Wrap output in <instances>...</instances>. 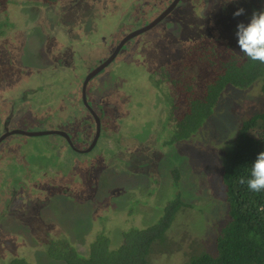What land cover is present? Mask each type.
Masks as SVG:
<instances>
[{"label": "rangeland", "instance_id": "1", "mask_svg": "<svg viewBox=\"0 0 264 264\" xmlns=\"http://www.w3.org/2000/svg\"><path fill=\"white\" fill-rule=\"evenodd\" d=\"M84 1L86 5L85 8H87L89 0ZM238 1L239 3L241 2L238 10L241 8L244 9V12L241 14L242 19H244V16L248 17V19L241 20V17L238 16L237 21H235L226 18V15L223 13L220 14L219 16L224 17L218 19L220 25L218 28L213 29L211 35L215 34L214 31L218 29L223 31L224 37L220 34H218V36L217 34L213 35L220 38L221 42L219 43L213 41V36L207 35L204 37L206 43L211 48L206 49L207 51L202 55L204 62L201 63V65L199 62L201 53L191 51L189 50L190 48L186 49V47H184L186 49L184 54L180 49L181 54L184 55L183 59H176L177 55L179 58L180 55L176 54L177 52L174 53L175 49H170L169 54H171L174 59L170 61V63L163 64L164 59L156 55L158 53L157 49H155V43L147 51V54L146 51L144 53L147 57L144 58L142 65L146 66L147 63H149V66L144 68L146 73H151L153 76L160 79L163 78L166 81V77H163L164 70L169 68L167 66H171L174 69L171 84L173 88L178 90L180 96L183 97L184 93L188 95L191 91L188 85L189 82L186 81L189 80L190 76L194 77L196 82H198V98L202 97L204 93V84L202 81L207 80L206 63L213 61L215 57L219 59L222 54H225L224 58L233 54V52H231V50H233V43L231 41L237 42L239 49L238 53L241 54L238 37L236 35L238 25L240 23L247 25L253 13H256L257 10L258 12H264V0ZM127 2H129V0H127ZM132 2L133 3L127 5L126 8L131 9V12L135 14L137 10L141 11V9L145 8L149 0H139V3L135 1ZM221 2L222 0L217 1L218 9L222 6ZM224 2L223 12H230V4H234V1L225 0ZM207 3L209 4L208 7ZM207 3L205 4L204 2L203 8L207 7L204 12L206 11L208 14H213V7H210V2ZM242 4L245 5L242 6ZM253 4L255 5L253 6ZM37 5L38 3L33 0H27L25 4L22 3L21 0H0V21L4 19L6 23H8V21L10 22V24H4L0 27V30L7 28L3 34L0 32V104H2L0 106V117L12 108V103L14 101L11 100L4 104L3 102L8 96H13L16 90L15 83L12 81L8 83L2 81L3 75L8 72L9 68L1 64V59L13 57V55L9 56L6 51L7 49H5V46H9L7 40L12 39L18 32L23 33L21 35L20 53L16 56L14 55V59H16L18 66H24L26 63L29 67H37L47 61L43 53L45 47L44 27L43 24L39 22L42 19H46V14L42 13L35 17L38 11ZM211 5L216 6L213 0ZM253 9L254 11H252ZM238 10L235 9V6L231 7V12L233 14ZM24 11H28L31 16H25ZM110 11V14L106 17L98 18L97 23L101 24L98 26L102 28L99 33H97V35L93 33V35L83 41L87 42L98 36H104L106 32L112 31L114 25V31L121 28L118 26L117 22L122 21L124 23L125 16L118 15V8H111ZM48 13L49 15L55 16L56 10L50 9ZM57 17L58 16H55V18L52 19L50 16L48 18L50 21H56ZM77 18H80L78 9L73 13L70 11V6L63 7V22L73 23ZM95 26L93 22H82L81 30L84 33H88L95 29ZM58 33L60 32L57 29V33L54 36ZM49 34L50 31H48V35ZM228 34L232 35L231 39L230 37L227 38ZM66 36L67 41L72 42L67 46L68 52H71V50L75 51V49L77 50L81 47L80 43L83 41L76 39L75 45L73 38L67 34ZM53 37L52 41L54 40ZM98 41L100 42V40ZM191 44L192 43H190V45ZM95 48L97 47L95 46ZM238 49L236 48V50ZM130 50L131 48L127 50L126 60H122L121 65L116 67L115 70H113V68L110 70L107 69L102 75L97 76L93 81L91 80L92 83H90V86L94 83V92L100 90L96 88V83L101 84V86L104 84V88H110L111 84L117 85L122 81H124V83L131 81V71L141 69L142 67L138 66L139 64L136 65L129 61L130 58L132 61L134 55L137 53V51L133 52L129 57ZM236 50L234 52L237 53ZM84 51H86V49H84ZM161 51H163L166 57V50ZM79 52L80 51L76 52L73 60H71V57H61L60 55L58 59L61 66L58 69H52L50 67L45 70L43 67L39 69L41 70V74L38 76L39 82L40 85L44 87V91H42L37 99L44 103L43 108H45V117L53 129L54 127H62V124L65 123L70 116L71 118L75 116L77 114L76 109L85 108V105L81 101V86L85 73H87L86 70H89L92 65H94V58L104 57V54L101 55L99 52L92 51V49H90L88 53L82 55ZM94 52V57L90 63L89 57ZM166 59H169V57ZM190 60H194V62ZM188 61L191 62L190 66L187 64ZM144 62L146 63L144 64ZM138 63H140V61ZM203 65L204 67L201 68ZM153 68L158 69L152 70ZM115 71H117V74ZM156 77H150L149 75L147 79L143 78L141 82L137 83L140 91L139 93H135L133 98L135 101H140L141 104L138 109L133 110L130 116L124 115L120 118L121 120L119 122H122L123 125L117 129L115 124L110 123V127L107 129L111 134V144H109V140L105 133V126H103L97 146L89 150L88 154L82 157L76 155L70 156V163L73 164V167H76V165L80 163L81 166H85L86 162L93 164V159L91 157H89L86 162H83L86 156H97L100 149L105 148L103 155L106 161L108 160L109 162V165L107 164L109 168L107 167L102 171L103 182L99 181V184H96L95 191L90 188H83L79 193L77 192L81 195L78 200L53 198L51 204L48 206L50 211L48 222L54 223V226H52L53 231H61L63 227L68 225L66 221L76 223V228L83 229L86 224H90L94 219L93 230L95 233L93 230L91 231L92 236H90V240L95 238L96 233L103 231L108 226V222L117 223L122 229L118 232H110V237L112 243L118 246L123 244L121 243L123 225L126 223L130 224L129 220H134L133 223L135 225L141 224V221L149 224L157 222L163 214L164 208L169 203L180 198L181 200H179V202L183 201L188 204V206L181 208L177 212L173 226L167 233L165 241H162V243H155L147 259L148 264H185L193 255L203 252L214 254L216 251V238L220 233L221 227L228 221L227 197L225 195V186L221 179L224 154L228 150V145L233 141L232 139L236 134V130L244 119L248 116L250 117L253 112H257L264 108V93L262 91L264 81L260 79L254 86L248 87V89L230 86L224 89L214 114L205 122L203 127L189 139L177 141L174 140L176 131H173L172 123L176 122L175 124H177L178 120L174 122L171 120L168 121L167 119L170 113L166 114L164 119H162V116H159V120L157 119V121L155 120L153 122L143 118H148L150 116L156 98L151 91H145V86H140V84L147 81V85H153L152 82L156 81ZM177 83L179 85H177ZM182 83L186 85H182ZM127 86L130 87V84H127ZM129 96L132 97L131 94H129ZM97 97H99V95H97ZM175 102L184 105L179 99H176ZM256 103L258 105H256ZM184 107L185 106H181L182 109ZM187 109L188 108L184 109L179 116L185 113ZM50 110L55 111L47 114ZM115 110V107H113L109 115L114 116L115 114H119ZM65 111L69 114L67 117H64ZM89 120L91 125L93 124L92 126H94L95 121L92 119L91 114H89ZM85 123H87L86 120ZM85 123L83 121L81 127L85 125ZM64 125L69 124L65 123ZM166 126H169L170 130H168ZM25 128L37 129L39 127L37 125H32ZM78 133H81V130L77 132V134ZM159 137H170L171 142H168L167 145V143H165L167 139H163V145L159 144L157 147H153L150 139L154 138L158 141ZM53 140H56V138L47 137L46 135L26 137L12 136L10 141L14 142L13 149L16 150H12L11 159H9L5 165H7L6 168L10 166L14 174L8 179L15 180L18 176L16 173L19 172V179L31 181L35 177V167L41 170L37 173L46 174L48 173L46 168L49 166L54 170L52 176L56 177L55 172L58 170V166L55 163L59 162V160L67 161L69 156L67 152L61 150L62 145H50L53 144ZM115 146L118 149L117 151H115ZM53 147H56L62 156H60V154L58 155L57 152L52 149ZM129 148H132V156L129 158L132 161H135L137 157L136 152L139 150L148 154L145 160L146 165L142 167L147 168L148 171H141V173L135 174L133 167L126 164L128 158L127 150ZM51 149L53 150V157L47 159L45 153ZM109 149L110 151H115L114 155L111 156L109 153L106 154V151ZM0 151H2V148ZM37 159H40V163L45 166H37L36 163H34ZM49 163L52 165H48ZM175 174H178L177 181L174 180ZM38 178L40 177L38 176ZM82 178L79 185H84L86 183L87 178ZM147 178L156 179L158 182H152L151 185H148L149 180ZM116 183L119 184L116 185V187L120 188L118 194L116 197L109 200V197L112 196V192L109 191L114 188ZM143 185L151 187L150 190L146 191V187H142ZM113 192L116 193L117 190L115 189ZM163 194L164 197L161 201H167L164 205L159 206V204H156L154 206L155 209H151L148 206V211L151 209L149 213L147 210H144L145 206L143 210L139 207L140 210L145 212L143 216L142 214L137 215L136 213L134 218L133 216H128V206L135 204L136 201L146 205L148 203H145L143 198L153 202L152 197H160ZM108 201L113 204V211L108 209ZM95 205H97V208H95ZM120 205H126L127 208L121 209ZM114 208L117 210L114 211ZM171 209H174V206L169 210ZM67 228L70 232H73L71 225H68ZM66 233V231H63L60 235L65 237ZM40 237V240H37L35 236H31L27 238V241L24 243L19 237L17 238L13 234H8L4 240L6 243L0 248V264H7V262H10V260L16 256L24 257L32 264H53V260H50L46 252L43 251H46L48 244L45 243L42 236ZM87 246H89V241L85 244V247ZM39 248L40 250L43 249L41 251H43L44 254H38Z\"/></svg>", "mask_w": 264, "mask_h": 264}, {"label": "flooded vegetation", "instance_id": "2", "mask_svg": "<svg viewBox=\"0 0 264 264\" xmlns=\"http://www.w3.org/2000/svg\"><path fill=\"white\" fill-rule=\"evenodd\" d=\"M27 0H21L22 3L25 4ZM38 3L37 5V15H40L41 13L46 14V19H42L41 22L44 27V34H45V52L44 57L48 58L50 63L48 64L50 68L57 69L61 66L59 63L60 57L56 58L54 54V47L58 46L59 53L62 56L71 57V60H73L74 55L77 51H80L79 53L85 54L92 49V51H96L97 53L103 55V59L108 57L111 53L115 51V49L118 47L120 41L129 33L135 32L140 29H145L144 31L140 32L139 34L133 36L130 40L126 41L118 50L116 53V56L113 58V62H111L108 66L110 70L113 68V70L116 69L119 65H121L122 60H126L127 56V50L131 48L130 55L133 52H136V55H134V59L130 58V62L135 63L138 66H141V69L131 71L130 82H119L117 85H110V88H104V84L96 83V88L100 89L97 92V95H99L98 98L103 99V109H97L98 114V120L100 121V131L99 135L97 132V126H96V120L94 126L91 125V122L89 120V114H91L89 108L87 107L83 111V115L76 114L65 122L69 125L62 124V127H51L49 121L46 119L45 115V108L44 103L42 102V105L37 102H33L36 100L39 95L44 91V88L40 85L39 82V75L41 74V70H39L41 67H29L24 64V66H18L16 65L18 69V73L16 72V76L18 81L15 83L16 90L15 94L13 96H8L5 99V103L8 101H14L12 103V108L14 109V112L10 113L6 119H3V116L0 117V137L3 135L6 128L15 127L17 130L22 131H45L48 130L51 133L46 134L47 137H54L56 140H53V144L50 145H62L61 150L67 152V155L69 156V159L67 161H61L55 163L58 166V170L55 172L56 177L52 176L54 174V170L49 166L46 168L48 170V173L46 174H39L38 171H41L38 167H35V177L31 181L28 180H22L19 179V172L17 178L15 180L8 179L13 173V169L10 170L9 173L5 170V163L11 159L12 156V150L15 151L14 148V142L10 141V138H7L4 143L3 141L0 142V150L2 148V151H0V248L4 246L6 243L5 238L8 234H13L15 237H19L20 240H22L24 243L27 241V238L31 236H35L37 240H40V236L45 240V243L48 244L46 251L47 256L50 258V260H53V264H66V260L64 259H57L51 256L48 253V250L51 245H53L52 240L54 242L61 241V240H67L69 243V249L74 250L77 254L80 255H88L90 254V246L92 242L98 238V236L102 235L105 236L108 240V243L112 247H117L114 243H112V239L110 237V232H118L122 228L118 226L117 223H109L108 226L103 230L95 234V238H92L90 240V236H92V230H93V221L90 224H86L83 229H78L75 227L76 223H70L69 221H66L68 225L72 226L73 232H70L68 230V225L66 227H63L61 231H53L52 226H54V223L48 222L49 220V214L50 211L48 209L49 204H51V201L53 198H66L68 200H78V198L81 196L78 193L84 189H92L95 191L96 183L99 184V181L103 182L102 177V171H104L108 165V160L106 161L105 156L103 155V152L105 151V148L100 149V152L97 156H89L93 159V164L87 163L85 166H80V164L76 165V167H73V164L70 163V156L72 155H78V157H82L85 154H88L89 148L91 145V149H93L95 146L98 145L99 139L101 137V129L103 126H105V133L106 137L109 140V144L111 141V134L110 131L107 129L110 127V123L115 124V127L119 129L123 123L119 122L122 116L127 115L130 116L133 113L134 109H138L140 106V101H135L133 98V95L135 93H139V87L137 86V83L141 82L143 78L147 79V76L150 75V77H156L153 76L151 73L147 74L145 69L146 66H149V63H147L146 66H143L142 63L144 61V58L147 56L144 54L146 51L150 49V47L156 43L155 49H157L156 55H159V57L164 59V63H170L174 59L171 54H169L170 49H175L174 53L179 54L180 58L176 57V59H183L184 58V51L188 48L191 51H195L197 53H201L199 56V62H204V58L202 55L207 51L206 49L211 48L205 40V36L210 35H216L220 34L224 37L223 31L221 30H215V34L211 35V32L213 29L218 28L220 25V22L218 19H221L224 16H219L220 14L226 15L225 17L231 20L237 21L238 16L234 15L231 12V7L235 6V9L238 10L239 7V1L233 0L234 4H230V12L227 13L223 12V6L225 5V0H222L221 4L222 6L219 7L217 5L218 0H213L216 6H212L211 2L212 0H180L179 3H177L173 8L170 9V11L162 18H160L154 25L148 27L147 24L154 22L170 5L174 2V0H149L146 7L141 9V11L135 12L133 14L131 12V9L126 8L127 5H130L133 3L132 1L138 2L139 0H132L127 2V0H89V4H87V8H85V1L84 0H33ZM230 1V0H228ZM207 2H210V7H213L214 12L213 14H208L204 10L209 6L207 3V7L203 8ZM230 3V2H228ZM116 4V6H115ZM245 4H242L244 6ZM70 11L75 13L76 9L80 12V18H77L73 23H66L62 21V12L63 7H69ZM124 7V8H123ZM111 8H118L119 14L125 16L124 23L122 21H118V26L121 28L119 30L114 31L112 28V31L106 32L104 36H98L90 41H83L86 40L89 36L93 35V33H99V31L102 29L98 25H101L100 23H97V20L99 17H106L108 14H110ZM203 8V9H202ZM54 9L56 10V15L58 16L56 21H50L48 17L51 16L52 19L55 18L54 15H49L48 10ZM59 9V10H58ZM147 11V12H146ZM254 11V9L252 10ZM206 14V15H205ZM24 15H30L28 11H24ZM31 16V15H30ZM234 18H233V17ZM241 17V15H239ZM200 20H199V19ZM244 19H248V17L244 16ZM241 17V20H244ZM231 22L230 20H228ZM82 22H93L96 26L95 29L89 31L88 33H84L81 30ZM116 22V21H114ZM233 23V22H232ZM57 29L60 33H58V37L55 38L52 41V37L57 33ZM48 31H50V34L48 35ZM128 31V33H127ZM69 34H68V33ZM22 33V32H21ZM67 35H70L73 38V42L76 45V39H79L83 42L80 43L81 47H79L77 50H71V52H68L67 46L69 43L67 41ZM56 35V36H57ZM228 34L227 38H232V35ZM55 37V36H54ZM53 37V38H54ZM15 40L18 38V33L14 36ZM213 41L216 43L221 42L220 38H217L213 36ZM56 40H58V43H56ZM100 40V42L98 41ZM102 41V42H101ZM233 43L231 52L235 54H239L238 60L240 63L247 60V57L244 56V54L241 52L238 53V45L237 42L231 41ZM190 43H192L190 45ZM95 46L97 48H95ZM177 46V47H176ZM181 47V48H178ZM186 47V49L184 48ZM236 48L238 50H236ZM86 49V51H84ZM183 51V54H181V51ZM161 50H166V57ZM237 51L234 52V51ZM161 51V52H160ZM104 52V53H103ZM160 52V53H159ZM95 52L90 55V63L91 60L94 57ZM225 54L220 55L219 59L214 58V60L218 61L221 60V58H224ZM169 57V59H166ZM175 59V60H176ZM119 60V61H118ZM94 68H97L98 64H100L101 58H94ZM117 61V62H116ZM140 61V63H138ZM191 62H194V60H190ZM188 61V65H191V62ZM115 62V63H114ZM47 61L45 62V64ZM146 62H144L145 64ZM48 65H43V69H48ZM89 66V64H88ZM93 66V65H92ZM107 66V67H108ZM169 68H166L164 70L163 77H166V81L163 78H155V82H152L153 85H147V81L144 83H141L140 86H145V91L149 92L151 91L152 94L155 96L156 101L153 103V110L148 118L143 117L144 119H148L150 122L157 121L159 116L164 117L166 114L170 113L168 121L171 120L172 122L176 120H180L182 116L185 115V113L190 108V100L193 98L197 91L198 82L194 79V77H190L188 85L191 88V91L188 95L184 93L183 97L180 96V93H178V90L172 87L171 80L173 79L174 69L171 66H167ZM201 66V68H203ZM93 68V67H92ZM158 68H153L152 70H157ZM216 69V68H214ZM150 71V70H149ZM117 74V71H115ZM151 72V71H150ZM147 74V75H146ZM194 74V73H193ZM208 79V78H207ZM9 80H11V77L9 75ZM136 81V82H134ZM124 83V85H123ZM202 83L205 85L209 84L207 83V80H203ZM127 84H130V87L127 86ZM177 85H179L177 83ZM182 85H186L185 83H182ZM104 88V89H103ZM178 93V94H177ZM129 94L132 95V97L129 96ZM61 98V97H60ZM106 98L107 100H104ZM176 99H179V101H182L184 105H180L178 102H175ZM93 102L97 101L94 97L91 99ZM4 104V103H3ZM2 104H0L1 106ZM43 106V107H41ZM181 106H185L183 109ZM113 107H115V111L119 114H115L114 116H110V112L112 111ZM187 109L185 113H183L181 116H179L184 109ZM37 109H39L37 111ZM102 110V111H101ZM32 111V114H38V116H32L30 118H27L29 113ZM55 110L48 111L47 114L52 113ZM8 111L4 113L3 115H7ZM69 114L68 112H64V117H67ZM92 118H93V114ZM140 117V116H139ZM138 117V118H139ZM87 119L86 125L89 130H92V137L91 140L83 142V139L86 138V136H83L81 139V133H78L85 125H82L80 127L79 125L83 123V121ZM159 120V119H158ZM176 123V122H175ZM172 123L173 125V131L176 127V124ZM160 124V123H159ZM37 125L39 128L37 129H28L25 128L27 126ZM167 127V126H166ZM9 129V131H12V129ZM14 129V130H15ZM168 130H170V127H167ZM177 129V128H175ZM18 136H25V134H14ZM29 136V135H28ZM45 136V135H41ZM26 137V136H25ZM173 137V135H172ZM163 139L165 140V143H168L171 141L170 137L163 138L159 137L158 141L154 138H151L150 141L153 144V147H157L159 144L163 145ZM83 142V143H82ZM168 145V144H167ZM4 146H7L11 149H7ZM116 147V146H115ZM110 148V147H109ZM57 154L60 156L61 153L59 150L56 149V147L52 148ZM48 150L45 153V156L47 159H51L53 157V150ZM90 149V150H91ZM116 149V148H115ZM60 150V151H61ZM59 152V153H58ZM128 158L126 160V164L128 166L133 167V170L135 171V174L141 173V171H148L147 168H142L143 165H146L145 160L147 159L148 154H146L143 151H137L136 152V158L135 161H132L130 156H132V148H129L127 150ZM114 155V151H106V154ZM59 156V157H60ZM123 156V155H122ZM88 156L85 157L83 162H85L88 158ZM5 159V160H4ZM140 160V161H139ZM37 166L44 167V164L40 163V159H37L34 161ZM70 163V164H67ZM31 164V163H30ZM29 164V165H30ZM108 164V165H107ZM48 165H52L49 163ZM99 165H106V167H102ZM95 166H97L100 170L97 172L91 171L90 169H93ZM102 167V168H101ZM109 168V167H108ZM51 175V176H50ZM38 176L40 178H38ZM82 177H86V183L84 185H79V182H81ZM157 177V176H156ZM38 178V179H37ZM144 179V178H142ZM148 179V178H147ZM148 185H151L152 182L155 183L154 179L149 178ZM115 184L113 189H110L109 192H112V196L109 197V200L113 199L117 196L118 191L120 188H117ZM148 185H143L142 187H146V191L150 190L151 187ZM117 190L116 193H114V190ZM78 192V193H77ZM94 193V192H93ZM164 197V194L160 197H152V201L145 200L143 198L144 202H147L148 206H154L156 204H159V206L164 205L167 201L161 199ZM124 198V197H123ZM143 205L136 201L134 204V207H136V214L142 216L145 214L144 211L140 210V208ZM140 207V208H139ZM95 208H97V205H95ZM121 209L127 208L126 205H120ZM108 209H113V204L108 201ZM117 209L114 208V211ZM113 211V210H112ZM107 215V214H106ZM105 215V216H106ZM143 220V219H141ZM144 223V221H142ZM63 231H66V236L63 237L60 235ZM94 232V230H93ZM95 233V232H94ZM123 234L121 235V242H123ZM89 241V246L85 247V244ZM54 246V245H53ZM40 248L38 249V254H44L43 251H41ZM63 250V249H62ZM21 256H16L14 258H18ZM13 258V259H14ZM24 258V257H22ZM10 262H7V264Z\"/></svg>", "mask_w": 264, "mask_h": 264}, {"label": "trees", "instance_id": "3", "mask_svg": "<svg viewBox=\"0 0 264 264\" xmlns=\"http://www.w3.org/2000/svg\"><path fill=\"white\" fill-rule=\"evenodd\" d=\"M4 24H10V22L6 23L3 19L0 21V27ZM6 30L7 28H4L0 32L3 34ZM22 34L18 32L17 40L14 36L12 39L7 40L9 46H5L6 51L9 56L13 55V57L1 59V64L9 68L8 77L10 75L13 83L18 81L16 72L18 73L19 68L16 66L17 62L14 55L20 53ZM238 56L239 54L233 53L227 58H221V60H218L221 63V69L216 72H214V68L210 69L212 81L204 86L205 93L202 97L198 98L195 95L190 100L189 110L176 124L177 129L174 128L176 131L174 140L189 139L203 127L205 122L214 114L224 89L229 86L248 89V87L254 86L258 79H264V64L251 61L248 58L240 63ZM88 91V97L90 98L89 86ZM262 91L264 93V86ZM94 98L97 99L95 102L103 103L101 97L96 96ZM104 100L107 99L104 98ZM33 102L42 105V102L38 99ZM256 105L258 104L256 103ZM76 111L77 114L83 115L84 108L76 109ZM32 116H38V114H32L31 111L27 118ZM86 125L88 124L85 123V127L81 129V139L86 136L83 142L91 140L93 133ZM79 126L81 127V124ZM232 140L224 154L221 174L227 197L228 221L221 227L216 238L215 253L203 252L193 255L185 264H264V212L259 211L261 207H264V192H252L248 189L247 184L241 185L239 183L240 177L243 176L245 179L250 177L252 164L259 153L264 152V108L245 118L236 130ZM115 148V151H117V147ZM6 166L5 170L9 173L11 168L10 166L6 168ZM102 167H106V165ZM90 170L97 172L100 169L95 166ZM175 175L174 180L177 181L178 174ZM154 181L155 183L158 182L156 179ZM96 184L98 185V183ZM62 199L66 200V198ZM179 200L181 199L169 203L157 222L151 224L144 222L135 225L134 220H129L130 224L123 225L124 240L121 242L123 244L117 247L110 246L107 238L100 235L92 242L90 254L88 255H80L69 249L67 240H61L58 243L52 240L54 246H50L48 253L54 258L65 259L66 264H148V254L151 252L153 245L165 241V237L175 221L176 213L180 208L188 205L183 201L179 202ZM133 205L128 206L127 211L128 216L134 218L136 209ZM142 205L141 209L143 210L145 206L144 210L148 211V205ZM172 206H174V209L169 210ZM149 207L155 209L152 206ZM8 264L32 263L26 258L18 257L10 260Z\"/></svg>", "mask_w": 264, "mask_h": 264}, {"label": "clouds", "instance_id": "4", "mask_svg": "<svg viewBox=\"0 0 264 264\" xmlns=\"http://www.w3.org/2000/svg\"><path fill=\"white\" fill-rule=\"evenodd\" d=\"M243 12H244V9L241 8L234 15L239 16ZM40 14H42V13L40 12ZM236 35L238 37V44H239L240 50L244 54V56L247 57L248 59H250L251 61H258V62L264 64V12H256V13H253L252 18H251L250 22L247 25H245L244 23H240L238 25V30H237ZM57 37H58V35L55 36L54 39L57 38ZM56 43H58V40H56ZM53 50H54V54H55L56 58L60 57V53H59L58 46H55ZM44 52H45V47H44ZM58 53H59V55H58ZM101 58H103V57H101ZM48 63H50V61L47 58V63L46 64L44 62V63L40 64L37 67H41L42 68L43 65H48ZM59 63H60V61H59ZM219 64H221V63H218V61H216L214 59H213V61H209V62L206 63L207 78H208L207 79V83H209V82L212 81V74L210 72V69L211 68H216L214 70V72H216L218 69H221ZM99 65L100 64H98V66ZM92 67L89 70H86V72H88V71L91 72L93 69H95L94 68V65ZM109 67L110 66H108L107 69H109ZM107 69H104L101 73L97 74L91 80L93 81L97 76L102 75L103 72H105V70H107ZM86 74L87 73H85V76H86ZM85 76H84V78H85ZM260 79L264 81L263 78H260ZM260 79H258V80H260ZM91 80H90V82L88 84L89 87H90V83H92ZM2 81L5 82V83H8V82L11 81V80H9L8 73H5L3 75ZM83 82H84V79H83ZM83 82H82V85H83ZM87 91H88V89H87ZM203 92L205 93V87L203 89ZM88 93H89V91H88ZM90 93H91V97L90 98L88 97V100H90L93 97H96L97 96V92H94V87L93 88L90 87ZM195 95L198 96V92L197 91H196ZM81 101H82V86H81ZM3 103H5V101ZM86 108L87 107L85 106L84 110ZM11 112L12 113L14 112V109L13 108H10L8 110V114L6 116L3 115V119H6V117H8V115ZM92 119H95V117L93 116ZM8 127H9V129L11 128L10 126H8ZM11 129L14 130L15 128H11ZM12 136H18V135H14L13 134V135H10V136H6L2 140L3 143H4V141L7 138H11ZM25 136H28V135H25ZM4 147L7 148V149H11V148H9L7 146H4ZM239 183L241 185L247 184L248 189L250 191H252V192H255V193L264 192V152L259 153V155L256 158L255 162L252 164V166H251V172H250V177L247 178V179H245V177H243V176L240 177ZM259 211L264 212V207H261L259 209Z\"/></svg>", "mask_w": 264, "mask_h": 264}, {"label": "water", "instance_id": "5", "mask_svg": "<svg viewBox=\"0 0 264 264\" xmlns=\"http://www.w3.org/2000/svg\"><path fill=\"white\" fill-rule=\"evenodd\" d=\"M180 0H174V2L170 5V7H168L154 22L152 23H148L147 26L150 27L152 25H154L160 18L164 17L169 11L171 8H173L177 3H179ZM145 29H140V30H137L135 32H131L129 34H127L119 43L118 47L115 49V51L113 53H111L108 57H106L105 59L101 58L102 61H100V65L93 69L91 72L88 71L87 72V75L86 77L84 78V82H83V85H82V101L84 103V105L86 107L89 108L91 114H93V116L95 117L96 119V126H97V132H98V135H99V131H100V121L98 120V114H97V111L95 110L94 107H96L98 110L99 109H103V103L101 102H93L91 99L88 100V84L90 82L91 79H93L97 74L101 73L104 69H107V66L113 62V58L116 56V53L118 52L119 48L128 40H130L131 38H133V36L139 34L140 32L144 31ZM128 33V31H127ZM91 88L94 87V84H92L90 86ZM94 94V93H93ZM51 132L48 131V130H45V131H40V130H36V131H33V130H30L28 132L26 131H22V130H12V131H9V128H6L3 135L0 137V142L6 137V136H10V135H13V134H25V135H29V136H41V135H46V134H50ZM93 145L90 146V148L88 150L91 149Z\"/></svg>", "mask_w": 264, "mask_h": 264}]
</instances>
